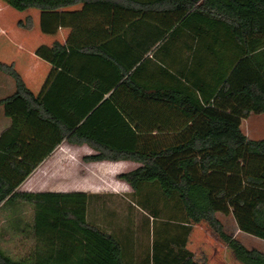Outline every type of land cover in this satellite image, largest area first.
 <instances>
[{
  "label": "trees",
  "instance_id": "1",
  "mask_svg": "<svg viewBox=\"0 0 264 264\" xmlns=\"http://www.w3.org/2000/svg\"><path fill=\"white\" fill-rule=\"evenodd\" d=\"M3 1L19 11L40 10L43 33L71 29L65 43L35 49L52 65L51 73L71 72L73 55L102 58L111 71L108 83L86 79L98 89L95 99L80 114L63 117L26 87L13 64L0 61V72L15 86L0 99L11 119L0 134V209L30 205V221L21 231L34 242L17 258L0 247V264H206L187 248L191 223L202 221L241 264H264V252L245 246L216 216L231 215L240 232L264 240V138H249L241 128L250 113H264V0ZM77 4L81 8L65 9ZM151 12L172 14L159 19L161 30L188 25L199 33L212 31L214 41L221 31L229 34L238 48L230 69L216 71V83L208 89L195 82L152 89L138 80L149 61L144 52L124 56L105 43L88 47L85 41L86 33L111 38L133 32L141 22L149 24ZM17 24L31 29L32 19ZM104 93L109 95L103 98ZM158 100L166 104L158 108ZM167 108L173 115L164 114ZM168 126L178 131L171 135ZM63 140L90 145L95 153L85 156L87 161L140 163L115 177L129 185L132 205L146 214L142 227L149 226V247L135 253L130 228L124 234L88 219L96 194L17 189Z\"/></svg>",
  "mask_w": 264,
  "mask_h": 264
},
{
  "label": "crops",
  "instance_id": "2",
  "mask_svg": "<svg viewBox=\"0 0 264 264\" xmlns=\"http://www.w3.org/2000/svg\"><path fill=\"white\" fill-rule=\"evenodd\" d=\"M79 8H81V4L65 9ZM4 12L15 13V15H12L10 21H6ZM150 15L149 24L141 22L140 26L133 32H122L117 37L111 38L109 36V38H105L107 34L103 32L86 33V40H84L89 45L88 47L91 44L98 46L105 43L107 50L124 56L130 50L137 53L144 52V57L148 58L149 61L140 71L138 80L152 89L159 86L168 89L181 88L184 85H191V82L201 84L205 89H208L216 83L215 77L219 76L216 71L230 69L233 53H237L238 48L229 34L221 31L218 39L214 41L211 35L212 31L207 34L199 33L192 30L188 25L177 29L161 30L159 19H163L164 15L168 18V15L172 16V14L151 12ZM28 16L32 19V28L25 29L18 26L17 22ZM39 22L40 10L28 8L19 11L0 0V52H3V54L0 53V61L13 64L26 87L35 96L39 95L40 98H44L48 107L57 114L63 117L76 116L88 108L96 97V91H98L94 84L85 80L96 81L101 79V82L108 83L111 65L102 58L94 57L91 59L89 57L83 60L81 56L73 55L69 61L71 72L58 74L59 71H55L51 73L52 65L37 56L35 49L42 44L51 45L54 41L65 43L71 29L59 27L54 34L43 33L40 30ZM78 72L82 73V77L78 76ZM3 74L2 72L0 74V99L10 95L15 88L13 79L11 82L4 76L6 74ZM48 78L49 80L44 87ZM82 84H85L87 88H83ZM108 95L109 93H104L103 98ZM68 101L73 108L72 111L66 110ZM154 104L161 108L166 102L158 100L154 101ZM164 114L173 115V112L167 108ZM101 115L105 116V112ZM245 118L242 119L241 128ZM10 124L11 119L4 114L0 104V134ZM30 130L31 125L28 124L25 131L28 133ZM177 131L171 126L165 129V132L171 135ZM47 132V130L42 131L43 134H47ZM94 153L95 150L86 143L77 144L63 140L40 161L36 168L18 185L17 189L28 192L86 191L96 195L102 193L126 194L131 191L126 182L118 179H111L112 181L108 182L105 178L109 177L111 171H114L115 174L129 171L138 167L140 163L130 160L87 161L84 159L85 156ZM14 209L10 207L7 211ZM217 218L222 222L219 216ZM238 231L235 225L231 233L237 237ZM9 244H11L10 240L0 239V247L11 255L10 250L6 249V245ZM33 244L31 238H23L21 243L15 244L19 246V249L14 252L17 254L14 257H21L28 253ZM219 244L224 249H229L224 242L219 241ZM188 245L187 242L189 249ZM223 248L218 245L214 247L216 254H219V264H226L220 257ZM229 251L233 261L240 263L233 257L231 250ZM209 261L210 259L207 260L206 264H210Z\"/></svg>",
  "mask_w": 264,
  "mask_h": 264
},
{
  "label": "rangeland",
  "instance_id": "3",
  "mask_svg": "<svg viewBox=\"0 0 264 264\" xmlns=\"http://www.w3.org/2000/svg\"><path fill=\"white\" fill-rule=\"evenodd\" d=\"M6 21H10L15 15L10 12H4ZM13 15V16H12ZM3 54V52H0ZM5 54V53H4ZM1 74V72H0ZM4 75V74H3ZM12 82V78L4 75ZM243 132L252 139L264 138V113L250 114L244 119L242 124ZM81 166V165H80ZM111 174V175H110ZM114 171L109 172V177L105 179L111 182L116 179ZM112 179V180H111ZM133 197L130 191L126 194H110L102 193L94 198L90 205V214L88 219L98 222L102 227L108 230H115L121 228L124 234L127 233V228H130L133 233V242L135 243L136 252L140 253L142 248L149 247L151 236L148 232L149 226L144 225L146 221L145 212L141 211L138 207L132 205ZM8 207V206H7ZM7 207L0 209V239L10 240L11 244L6 245V249L10 250L13 258H17L14 252L19 249L18 243L23 241V238H29L25 230V220L30 221L32 214V207L30 205H14L12 211H7ZM222 219L225 230L229 233L233 232L235 228L233 218L231 215L217 214ZM192 229L188 237V247L198 257L204 256L207 260L210 259V264H219L218 255L215 252V245L223 248L219 241L221 240L214 233V231L205 223H191ZM27 235V236H26ZM237 238L247 247H255L264 252V240L253 237L246 233L238 231ZM14 245V246H12ZM230 249H224L220 252V257L226 264H241L233 261Z\"/></svg>",
  "mask_w": 264,
  "mask_h": 264
}]
</instances>
